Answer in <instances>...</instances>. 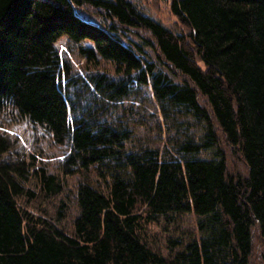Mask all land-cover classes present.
Returning <instances> with one entry per match:
<instances>
[{
    "label": "trees",
    "instance_id": "obj_1",
    "mask_svg": "<svg viewBox=\"0 0 264 264\" xmlns=\"http://www.w3.org/2000/svg\"><path fill=\"white\" fill-rule=\"evenodd\" d=\"M171 11L188 43L131 0H0V118L43 130L68 152L64 176L81 177L66 232L19 204L36 197L32 175L48 197L61 177L34 158L0 162V264H251L255 231L264 258V0H171ZM144 87L162 117L146 133H165L162 149L108 116ZM226 147L246 174L229 171ZM10 149L0 131V156ZM189 214L197 237L170 239L167 255L148 243V225Z\"/></svg>",
    "mask_w": 264,
    "mask_h": 264
},
{
    "label": "rangeland",
    "instance_id": "obj_2",
    "mask_svg": "<svg viewBox=\"0 0 264 264\" xmlns=\"http://www.w3.org/2000/svg\"><path fill=\"white\" fill-rule=\"evenodd\" d=\"M131 1L138 5L146 14L161 22L176 34L184 36L186 43L189 42V28L172 13L171 0ZM79 14L89 22L101 26L104 25L102 17L93 11L80 9ZM130 37L138 39L135 34L130 35ZM58 46L62 55H67L71 60L75 73L81 76L86 75V71H88L86 70V62L77 54L75 47L66 38H62L58 42ZM150 53L154 57L151 50ZM105 64L107 66L105 65L104 67L111 70L110 65L108 63ZM108 116L119 122L129 123L132 128L136 129L138 134H142L146 138L150 137L154 140L155 145H160L161 149L163 148L167 138L165 133H163L161 140L155 137V133H146V131L156 129V122L162 120L159 107L150 88H135L128 99L123 102L114 103V106L108 111ZM142 119L151 122V126L140 127L139 123ZM0 131L6 134L11 145L10 151L0 156V162L23 158L31 161L34 158L35 164L38 167H46L51 174L59 175L63 183L62 193L48 197L41 192L38 180L35 175H32L25 186L27 189L34 191L36 197L25 196L19 199L20 206L35 216L52 219L60 228L66 232H70L72 230V222L77 214L76 190L81 177L79 175L64 176L63 163L68 153L67 150L54 145L49 135L45 134L40 128L26 121H14L11 117H6L5 115H2L0 118ZM225 150L227 152L229 171L246 174L247 167L241 156L233 152V149L229 147H226ZM60 211L65 212L66 215L60 221H57ZM175 227L177 226H166L165 223H152L146 227L145 237L152 247L159 250L163 255H167L170 239L177 238L178 236L187 239L197 237L199 234L196 217L193 214L184 216L179 222L178 227ZM254 235L255 247L251 264H264L263 247L260 237L256 231Z\"/></svg>",
    "mask_w": 264,
    "mask_h": 264
}]
</instances>
